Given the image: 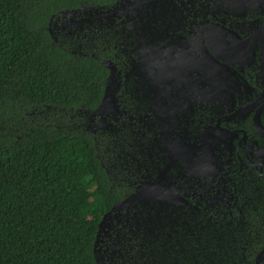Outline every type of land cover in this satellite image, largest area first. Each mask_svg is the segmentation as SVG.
<instances>
[{"label": "trees", "instance_id": "obj_1", "mask_svg": "<svg viewBox=\"0 0 264 264\" xmlns=\"http://www.w3.org/2000/svg\"><path fill=\"white\" fill-rule=\"evenodd\" d=\"M120 1L0 0V264H106L98 250L111 248L114 264H259L264 208L250 191L232 207L154 191L161 171L178 173L160 126L86 128L98 120L90 114L106 64L120 71L115 93L127 116L131 102L141 113L164 86L156 59L192 23L180 3L126 0L129 11L85 39L63 26Z\"/></svg>", "mask_w": 264, "mask_h": 264}, {"label": "flooded vegetation", "instance_id": "obj_2", "mask_svg": "<svg viewBox=\"0 0 264 264\" xmlns=\"http://www.w3.org/2000/svg\"><path fill=\"white\" fill-rule=\"evenodd\" d=\"M167 2L180 3L178 10L190 16L188 36L167 42L162 59H156L164 79L161 93L141 113L131 102L129 116L117 98L116 121L160 126L161 141H173L162 144L164 149L178 141L184 159H190L175 162L190 184L180 186L183 200L210 195L226 198L232 207L240 192L250 191L264 208V135L256 130L259 125L264 131L263 38L247 41L264 26V0ZM261 249L257 260L264 264Z\"/></svg>", "mask_w": 264, "mask_h": 264}, {"label": "rangeland", "instance_id": "obj_3", "mask_svg": "<svg viewBox=\"0 0 264 264\" xmlns=\"http://www.w3.org/2000/svg\"><path fill=\"white\" fill-rule=\"evenodd\" d=\"M134 1V0H133ZM131 9V5L126 1H120L117 3L112 10L106 11L105 13L101 12L100 14H93V16L85 15L78 16V14L73 13L69 19H65L63 22L64 28L68 29L67 32L69 35L76 39H85L93 34L94 31H100L104 27L108 26L112 23L113 20L118 19L122 16L123 11L127 12ZM92 21H99L97 24H93ZM106 67L109 69L110 74L107 79L106 90L104 94V98L102 104L98 109L94 111V113L90 114V117L97 116V121L91 120L90 123L86 126V128L91 129L92 131H100L101 133H111L114 128L117 127L119 129L121 126L123 127L125 123H129L130 121H116L118 119L120 113V109L118 107V100L115 93V87L119 81L120 71L116 69L115 63L111 62L106 64ZM84 112L79 111L76 113H68V119H71L74 116L82 115ZM129 116V115H128ZM79 117V116H78ZM124 122V123H122ZM132 122V121H131ZM176 127V126H175ZM174 127V128H175ZM159 178L155 183V186L164 190L169 189L170 191L175 192L176 194H181L182 188L180 187V181H182V175L178 172L175 176L167 178L165 176V172H160ZM135 191H140V184H135ZM126 203L122 204L119 209H116V215H119L121 210L125 207ZM115 220V218L113 217ZM105 223V226L102 227V232L98 238V244L107 245V237H108V228L106 225L109 223L108 219ZM114 222V221H113ZM111 252L104 253V251L98 250L100 260L106 264H114L115 260L112 259L114 256L113 248H111Z\"/></svg>", "mask_w": 264, "mask_h": 264}, {"label": "water", "instance_id": "obj_4", "mask_svg": "<svg viewBox=\"0 0 264 264\" xmlns=\"http://www.w3.org/2000/svg\"><path fill=\"white\" fill-rule=\"evenodd\" d=\"M264 4V3H263ZM256 37H261V38H263V46H262V50H261V59H260V62H261V66L263 65V70H262V72H263V77H264V26H263V28L260 30V31H258V32H256V33H254L253 35H251L249 38H248V42H250L252 39H254V38H256ZM262 68V67H261ZM105 94V93H104ZM104 98V97H103ZM102 101H103V99H102ZM102 104V103H101ZM100 104V105H101ZM100 107V106H99ZM98 107V108H99ZM255 123H256V121H255ZM208 130H211V128H209ZM256 130L260 133V134H262V135H264V131L262 130V128L259 126V125H256ZM206 130H204V132H203V134H202V141H203V143L206 145L204 148L205 149H207V150H209V148L207 147V144H206ZM173 141H166V142H164V140H163V143H167V144H169V143H172ZM177 144H178V141L177 142H175V143H173V146H171L170 148H168V146H166L165 147V149L167 150V153H168V160H169V162L170 163H175V162H179V163H182V162H184V161H189L190 159L188 158V159H184V158H186V156L185 155H183L182 153H181V151H180V148L179 147H177ZM209 157H210V154H209ZM187 165H189V163L187 164ZM151 187H148V188H153V190L155 191H157V189L158 190H160L161 192H163V193H167V192H169V193H171V194H175L176 196H178L179 197V194H176L175 192H173V191H170L169 189H164V190H162V189H160V188H158L157 186H155V185H150ZM167 191V192H166Z\"/></svg>", "mask_w": 264, "mask_h": 264}]
</instances>
